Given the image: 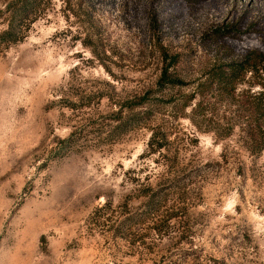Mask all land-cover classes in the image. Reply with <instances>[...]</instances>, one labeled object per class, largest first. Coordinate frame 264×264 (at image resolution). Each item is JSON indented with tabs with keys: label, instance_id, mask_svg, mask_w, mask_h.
Returning <instances> with one entry per match:
<instances>
[{
	"label": "rangeland",
	"instance_id": "1",
	"mask_svg": "<svg viewBox=\"0 0 264 264\" xmlns=\"http://www.w3.org/2000/svg\"><path fill=\"white\" fill-rule=\"evenodd\" d=\"M40 6L0 51V264H264V150L247 137L264 74L228 99L211 86L196 106L213 65L264 52V0ZM164 53L182 85H158ZM145 93L152 119L115 130L116 111ZM148 186L173 188L180 229L160 237L140 219Z\"/></svg>",
	"mask_w": 264,
	"mask_h": 264
},
{
	"label": "trees",
	"instance_id": "2",
	"mask_svg": "<svg viewBox=\"0 0 264 264\" xmlns=\"http://www.w3.org/2000/svg\"><path fill=\"white\" fill-rule=\"evenodd\" d=\"M43 0H11L6 8L8 12L7 28L0 31V51L10 44L17 43L23 40L25 32L35 20L36 13L41 7ZM263 26V27H262ZM259 28V34L262 35L264 31V24ZM162 69L158 79L160 87L182 85L183 78L177 74L175 67L177 65V57L164 53L162 56ZM248 72L262 75L264 74V52L260 50H251L239 60L226 62L223 64L213 65L210 70V77L198 83L196 89L202 92L203 97L196 102L197 108L202 107L206 102L205 91L210 90L213 86L217 91L219 98L228 99L235 96V91L238 86L244 81L245 75ZM260 90L253 92V101L248 102V110H251V124L247 130V137L253 145V151L262 152L264 150V81L258 82ZM198 96V94H197ZM200 97V96H199ZM205 99V100H204ZM155 100L149 99V93L141 96H136L135 100H128L126 106L120 107L117 111L118 124L115 130L127 129L130 125L142 126L152 119V111L147 109H140L145 105L151 104ZM152 105V104H151ZM196 110V108H195ZM74 132L69 137L62 139V142L71 145V140ZM167 136L164 133L153 132L149 146L153 153L159 152L166 147ZM177 183L173 188H176ZM172 188V189H173ZM172 189L169 192L154 188L152 186L146 187L142 194L144 209L140 212V219L152 223L150 229L156 234L163 237V230H168L177 227L180 229L181 217H178L174 204H170ZM180 209V208H177ZM132 216L123 218L119 223V228L131 222ZM149 228V226H148ZM181 231V230H180ZM182 232V231H181ZM184 233V231L182 232Z\"/></svg>",
	"mask_w": 264,
	"mask_h": 264
}]
</instances>
